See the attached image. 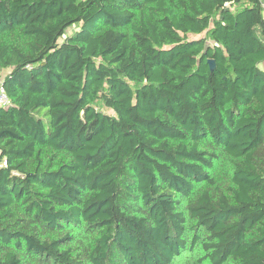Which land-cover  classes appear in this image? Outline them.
I'll use <instances>...</instances> for the list:
<instances>
[{"label":"trees","instance_id":"1","mask_svg":"<svg viewBox=\"0 0 264 264\" xmlns=\"http://www.w3.org/2000/svg\"><path fill=\"white\" fill-rule=\"evenodd\" d=\"M263 62L264 0H0V264H264Z\"/></svg>","mask_w":264,"mask_h":264},{"label":"built area","instance_id":"2","mask_svg":"<svg viewBox=\"0 0 264 264\" xmlns=\"http://www.w3.org/2000/svg\"><path fill=\"white\" fill-rule=\"evenodd\" d=\"M263 68H264V62H263ZM4 77H5V73L0 68V106L6 105L8 103V97L6 95V91H5L4 85H3Z\"/></svg>","mask_w":264,"mask_h":264},{"label":"water","instance_id":"3","mask_svg":"<svg viewBox=\"0 0 264 264\" xmlns=\"http://www.w3.org/2000/svg\"><path fill=\"white\" fill-rule=\"evenodd\" d=\"M207 62H208L209 69H210L211 71H213L214 68H215L214 60H213V59H208Z\"/></svg>","mask_w":264,"mask_h":264}]
</instances>
